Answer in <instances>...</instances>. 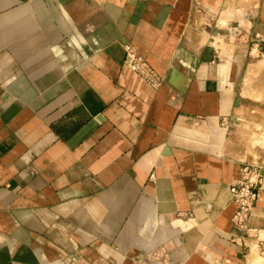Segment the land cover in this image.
Listing matches in <instances>:
<instances>
[{
    "label": "crops",
    "instance_id": "obj_1",
    "mask_svg": "<svg viewBox=\"0 0 264 264\" xmlns=\"http://www.w3.org/2000/svg\"><path fill=\"white\" fill-rule=\"evenodd\" d=\"M262 63L264 0H0V264H259Z\"/></svg>",
    "mask_w": 264,
    "mask_h": 264
},
{
    "label": "built area",
    "instance_id": "obj_2",
    "mask_svg": "<svg viewBox=\"0 0 264 264\" xmlns=\"http://www.w3.org/2000/svg\"><path fill=\"white\" fill-rule=\"evenodd\" d=\"M124 65L145 83L152 87H157L161 83V78L157 76L152 68L130 45L123 46ZM261 190V179L259 168L245 165L241 169V179L238 185L229 189V196L232 205L235 207L231 218L232 228L244 236L243 244L246 256L252 257L258 254L264 264V240H262L255 230L247 228V221L253 206L259 200Z\"/></svg>",
    "mask_w": 264,
    "mask_h": 264
},
{
    "label": "rangeland",
    "instance_id": "obj_3",
    "mask_svg": "<svg viewBox=\"0 0 264 264\" xmlns=\"http://www.w3.org/2000/svg\"><path fill=\"white\" fill-rule=\"evenodd\" d=\"M260 68L258 69L259 71H263L264 70V63H262L260 66ZM260 79V80H259ZM257 80L254 81V83H259V84H264V77L259 78ZM264 94H261L258 98V100H264ZM257 144L261 147L264 148V140L258 141ZM250 260H255L258 261L259 264H263L262 260L260 259V257L258 256V254H254L252 257L249 258Z\"/></svg>",
    "mask_w": 264,
    "mask_h": 264
},
{
    "label": "water",
    "instance_id": "obj_4",
    "mask_svg": "<svg viewBox=\"0 0 264 264\" xmlns=\"http://www.w3.org/2000/svg\"><path fill=\"white\" fill-rule=\"evenodd\" d=\"M206 56H207L206 61L210 62L211 61V56H212V50H211V48H208L207 49Z\"/></svg>",
    "mask_w": 264,
    "mask_h": 264
}]
</instances>
